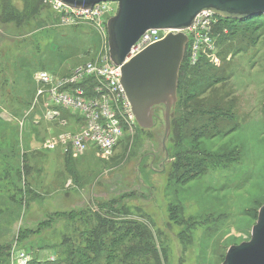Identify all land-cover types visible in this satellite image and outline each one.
Listing matches in <instances>:
<instances>
[{
    "label": "rangeland",
    "instance_id": "rangeland-1",
    "mask_svg": "<svg viewBox=\"0 0 264 264\" xmlns=\"http://www.w3.org/2000/svg\"><path fill=\"white\" fill-rule=\"evenodd\" d=\"M117 10L105 2L84 16L53 0H0V264H13L17 251L34 264L54 263L64 255L51 246L64 239L99 255L88 262L75 254L65 264H222L229 247L250 240L264 205L263 18L203 15L187 31L181 67L199 71L196 87L205 71L219 82L190 101L199 104L195 116L176 104L167 157L164 107L151 129L126 124L107 159L94 149L45 148L78 128L66 112L63 122L34 123L42 112L34 74L65 76L109 57L106 23ZM205 100L206 108L217 100L223 111L215 120L236 130L211 138ZM201 125L210 126L204 137ZM196 162L201 168L192 170Z\"/></svg>",
    "mask_w": 264,
    "mask_h": 264
},
{
    "label": "water",
    "instance_id": "water-1",
    "mask_svg": "<svg viewBox=\"0 0 264 264\" xmlns=\"http://www.w3.org/2000/svg\"><path fill=\"white\" fill-rule=\"evenodd\" d=\"M71 9H90L115 2L118 10L106 24L108 56L120 67V84L142 129L154 126L155 110L164 107L162 150L169 137L177 100L178 72L186 50L189 29L202 12L224 20L261 17L264 0H56ZM150 30H173L164 39L130 57L132 48ZM128 58V59H127ZM127 60V61H126ZM222 264H264V205L259 209L250 240L229 247Z\"/></svg>",
    "mask_w": 264,
    "mask_h": 264
},
{
    "label": "built area",
    "instance_id": "built-area-1",
    "mask_svg": "<svg viewBox=\"0 0 264 264\" xmlns=\"http://www.w3.org/2000/svg\"><path fill=\"white\" fill-rule=\"evenodd\" d=\"M53 1L61 8L84 16H88L105 3H99L90 9H71L56 0ZM203 15L221 19L211 12H202L196 17L193 25L182 33L187 36V31L195 27ZM154 31L146 32L132 48L130 55L137 51L138 54L147 46L164 39L162 36L150 40L151 35L158 37L159 33ZM188 42L187 36V44ZM119 79L120 67L115 66L109 57L101 62L79 66L65 76L42 70L35 73L33 80L38 87L35 101L41 102L42 112L41 117L37 115V121L34 119V123L38 124L42 120L63 122L61 115L66 112L75 118L71 125L78 128L72 133L49 139L45 148L51 151L60 146L74 154L94 149L100 157L109 158L120 143L125 125L136 123ZM12 260L13 264H29L31 261L23 251L15 252Z\"/></svg>",
    "mask_w": 264,
    "mask_h": 264
},
{
    "label": "trees",
    "instance_id": "trees-1",
    "mask_svg": "<svg viewBox=\"0 0 264 264\" xmlns=\"http://www.w3.org/2000/svg\"><path fill=\"white\" fill-rule=\"evenodd\" d=\"M252 18H255V17H252ZM252 18H249V19H252ZM261 18V17H260ZM221 20H223L224 22L225 21H228V20H224L221 18ZM245 20H248V19H242V20H229V21H236V22H243ZM182 65V63H181ZM180 65V68H179V72H178V87H177V97L178 99L176 100V103L173 107V114H174V109H175V106L176 104L178 103V108L177 109H183V111H186L187 115H189L188 117H193L197 114V111L196 109L199 107V104L196 106V103L194 102L193 104L190 103L191 100L197 98L201 93H205L207 92L209 89L213 88V86L215 85V83H218L219 80H212L213 78H216L215 75H212V71L209 72V71H205L204 72V75L206 76H202L200 81H204L205 83L203 84V87L202 88H199V87H196L194 86V80L197 78L198 76V72H195V73H191V68L189 67H181ZM190 73L192 74V77L191 79L188 78ZM223 79V78H221ZM220 79V80H221ZM186 87V88H185ZM186 89V90H184ZM180 99V102L178 101ZM216 105H213V106H208L207 108L204 106V104L206 103V100L203 102L202 101V105L205 107V108H202L204 109V113H203V116L206 118L208 117L211 118V116H213L212 120H214V123H213V126H212V131H214V133H212L211 135V138H216L218 136H223V135H226V134H229L231 132H233L234 130H236L237 127H229L230 125H228V123H226V125H222L221 123L223 121H216L215 120V115L216 117H220V114H221V107L218 105V101L216 100ZM206 105V104H205ZM220 110H218V108ZM223 111V110H222ZM230 123V121H227ZM229 127V130L228 131H224L222 128H225V127ZM194 125L192 126L191 130L189 131L188 133V137L190 136L191 133H194L193 135V139L195 138V134L197 133V131L195 130V128H193ZM209 125L208 126H205V125H201L198 129H200V134L198 133V137H204L205 134L208 133L209 131ZM171 128H172V122H171ZM170 128V129H171ZM187 135V134H186ZM189 140V139H188ZM183 163V164H182ZM187 166V163H185V161H182L181 163H174L172 165V170L174 173L172 174H175L176 172V169L177 168H184ZM190 167V166H189ZM201 168V164L199 162H196L194 163V166H193V169L192 170H195V169H199ZM180 177H185L187 176L188 174V171L187 172H183V173H180ZM94 242H97L96 240H94ZM88 248V247H87ZM51 249H58L60 251V255H64V257H60L59 256V260L57 259L56 262H58L59 264H65L66 262V259H63V258H67V257H74L75 254H81V258L83 260H86V261H93V262H96L99 258V255H97L96 257H89V256H86L85 254H82L80 253L77 249L74 248V244L68 240V239H64L63 242H62V245H54V246H51ZM54 255V257L57 255L58 256V253L53 251L52 253ZM66 256V257H65ZM54 262V263H56ZM54 263H49L48 261L44 264H54ZM29 264H34L33 261H30ZM35 264H40V263H36Z\"/></svg>",
    "mask_w": 264,
    "mask_h": 264
},
{
    "label": "bare ground",
    "instance_id": "bare-ground-1",
    "mask_svg": "<svg viewBox=\"0 0 264 264\" xmlns=\"http://www.w3.org/2000/svg\"><path fill=\"white\" fill-rule=\"evenodd\" d=\"M154 32L157 33V34L163 32L164 33L163 38H165L168 34H175L177 31H173V30H155ZM137 52L133 53L130 57L135 56L137 54Z\"/></svg>",
    "mask_w": 264,
    "mask_h": 264
}]
</instances>
